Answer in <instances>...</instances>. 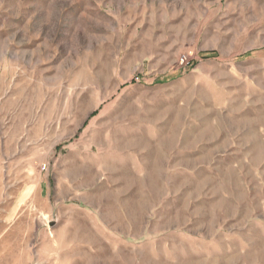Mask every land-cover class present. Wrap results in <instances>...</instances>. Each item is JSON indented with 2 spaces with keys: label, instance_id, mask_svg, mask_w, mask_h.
<instances>
[{
  "label": "rangeland",
  "instance_id": "374dc122",
  "mask_svg": "<svg viewBox=\"0 0 264 264\" xmlns=\"http://www.w3.org/2000/svg\"><path fill=\"white\" fill-rule=\"evenodd\" d=\"M56 8L4 88L0 264H264V0Z\"/></svg>",
  "mask_w": 264,
  "mask_h": 264
},
{
  "label": "crops",
  "instance_id": "0c3cea01",
  "mask_svg": "<svg viewBox=\"0 0 264 264\" xmlns=\"http://www.w3.org/2000/svg\"><path fill=\"white\" fill-rule=\"evenodd\" d=\"M65 11L57 10L56 0H0V111L7 103L8 71L17 64L55 62L61 55L55 43L56 26L57 16L64 21ZM79 15L87 23L86 7Z\"/></svg>",
  "mask_w": 264,
  "mask_h": 264
},
{
  "label": "built area",
  "instance_id": "2783aa9c",
  "mask_svg": "<svg viewBox=\"0 0 264 264\" xmlns=\"http://www.w3.org/2000/svg\"><path fill=\"white\" fill-rule=\"evenodd\" d=\"M187 60V58L186 57H184V58H182V62H185Z\"/></svg>",
  "mask_w": 264,
  "mask_h": 264
}]
</instances>
